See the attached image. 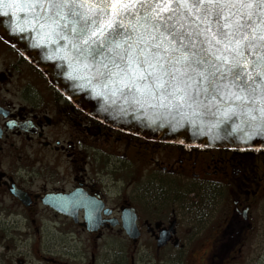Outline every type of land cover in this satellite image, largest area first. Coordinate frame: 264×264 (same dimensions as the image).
Returning a JSON list of instances; mask_svg holds the SVG:
<instances>
[{
  "label": "flooded vegetation",
  "instance_id": "flooded-vegetation-1",
  "mask_svg": "<svg viewBox=\"0 0 264 264\" xmlns=\"http://www.w3.org/2000/svg\"><path fill=\"white\" fill-rule=\"evenodd\" d=\"M4 45L0 38V264H14L17 249L39 244L45 231L52 244L60 232L85 249L48 251L41 264L244 261L248 238L264 226V149H188L115 128L38 78L44 69L28 55ZM121 168L131 173L126 180L111 175ZM134 215L136 238L125 224ZM260 243L252 261L264 262ZM102 246L122 250L98 259ZM134 246L144 255H134Z\"/></svg>",
  "mask_w": 264,
  "mask_h": 264
},
{
  "label": "snow or ice",
  "instance_id": "snow-or-ice-1",
  "mask_svg": "<svg viewBox=\"0 0 264 264\" xmlns=\"http://www.w3.org/2000/svg\"><path fill=\"white\" fill-rule=\"evenodd\" d=\"M19 2L113 96L178 113L223 112L264 138V0Z\"/></svg>",
  "mask_w": 264,
  "mask_h": 264
},
{
  "label": "water",
  "instance_id": "water-1",
  "mask_svg": "<svg viewBox=\"0 0 264 264\" xmlns=\"http://www.w3.org/2000/svg\"><path fill=\"white\" fill-rule=\"evenodd\" d=\"M0 32L39 67L45 68L51 80L63 86V91L70 97L78 99L87 112L115 128L151 138L205 144L211 148L264 147V138L254 135L257 129H249L237 117L230 121L223 112L193 115L189 109H184L178 113L152 107L150 102L136 104L120 98L119 94L113 96L72 61L63 41L49 35L47 29L33 24L28 5H21L19 0L0 4ZM237 136L246 138L248 142L242 143L236 139ZM135 220L134 215L130 223H125L128 234L133 238L138 236ZM164 242L162 239L159 244Z\"/></svg>",
  "mask_w": 264,
  "mask_h": 264
},
{
  "label": "rangeland",
  "instance_id": "rangeland-1",
  "mask_svg": "<svg viewBox=\"0 0 264 264\" xmlns=\"http://www.w3.org/2000/svg\"><path fill=\"white\" fill-rule=\"evenodd\" d=\"M0 38H4L0 32ZM6 42V41H5ZM7 45H4V47L8 48L11 47L13 49H17L14 46H11V44H9L7 42ZM22 52V51H21ZM24 53V52H22ZM45 74H40L38 78L42 77L44 79V81H48V83L52 84L51 86H56L59 87L60 89H64L63 86H58L57 84H55L51 78L49 77V75H47L46 70L44 71ZM21 81V78L19 79ZM33 80L37 81V78L33 75ZM62 89V90H63ZM65 95H68L67 93L64 92ZM69 96V95H68ZM111 175L118 177L120 180H126V176L131 175V173H128L127 171L125 172V170L121 169H117L112 171ZM171 178H167L166 181L172 185L175 184L178 185V183H174L172 181H170ZM172 182V183H171ZM186 183H181L180 182V187L182 189V187L188 185ZM191 186V185H189ZM188 186V187H189ZM197 188L201 187L200 184H196L193 185ZM262 216H260L261 218ZM261 222V221H260ZM57 238L58 241L55 242L54 244H52V240L49 239L50 237V232L45 231V235L46 237L39 242V244L37 245H32V246H27L24 245L23 247L17 249L20 250L21 254L15 258V263L14 264H41V257L40 255H44L46 252L48 251H52L54 254H68V255H73V254H78L80 255L82 250L85 249L83 248V245H81L80 243L77 242H71V240H61L60 236H63L62 233L60 232H55L54 233ZM64 237V236H63ZM82 241L83 237L81 238ZM261 242V243H260ZM255 243H260L261 247H258V250H256V252L260 251V256H264V226L261 223L260 225H258L256 227V229L253 231L252 235L248 238L247 241V246L245 247V252L243 253L244 256H246V258L244 259V261L241 264H264V262L262 261H258L259 259H257V261H252L251 257L255 256V249H254V245ZM121 245V244H120ZM124 247V246H121ZM118 250H122V248L119 247H111V246H102L101 248H99V251L96 254V257L98 259H102L105 256L108 255H113L116 253V251ZM144 248H142V246L133 247V254L136 256H143L144 255ZM254 252V253H253ZM257 255V253H256ZM264 260V259H262ZM9 264H12V261L8 262ZM6 261H3V264H8Z\"/></svg>",
  "mask_w": 264,
  "mask_h": 264
},
{
  "label": "built area",
  "instance_id": "built-area-1",
  "mask_svg": "<svg viewBox=\"0 0 264 264\" xmlns=\"http://www.w3.org/2000/svg\"><path fill=\"white\" fill-rule=\"evenodd\" d=\"M189 146V145H188ZM190 148V147H189Z\"/></svg>",
  "mask_w": 264,
  "mask_h": 264
}]
</instances>
